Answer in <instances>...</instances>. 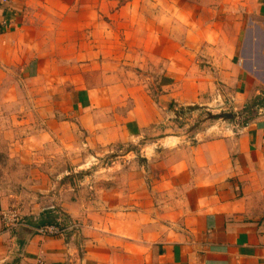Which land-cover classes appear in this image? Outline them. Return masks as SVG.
Returning <instances> with one entry per match:
<instances>
[{"label": "crops", "instance_id": "crops-1", "mask_svg": "<svg viewBox=\"0 0 264 264\" xmlns=\"http://www.w3.org/2000/svg\"><path fill=\"white\" fill-rule=\"evenodd\" d=\"M19 1L0 0V88L8 86L1 93L0 121L7 120L6 112L20 123L46 119L50 140L39 135V148L57 140L65 150L70 136L82 140L86 134L83 144L97 148L136 142L152 128L173 124L172 102L181 108L208 105L205 94L213 99L217 91L213 83H196L190 57L179 45V52L157 59L162 66L158 102L145 87L120 78L91 84L86 64L81 66L84 75L64 78L74 89L53 90L52 104L38 105L25 121L13 115L20 114V107L12 103L15 88L10 84L39 78L43 56L38 38L26 40ZM255 1V21L245 27L239 52L247 66L243 70L264 83V0ZM193 142L182 135L164 141L165 149L174 144L177 149L151 189L129 183L102 190L96 207L86 199L63 201L59 205L66 220L48 211L67 228L63 236L35 232L43 213L31 214L11 230L0 220V264H264V107L243 126L234 121L209 127ZM3 210L0 202L1 215Z\"/></svg>", "mask_w": 264, "mask_h": 264}, {"label": "rangeland", "instance_id": "rangeland-1", "mask_svg": "<svg viewBox=\"0 0 264 264\" xmlns=\"http://www.w3.org/2000/svg\"><path fill=\"white\" fill-rule=\"evenodd\" d=\"M19 6L26 40L38 38L43 56L38 60L43 68L39 78L10 84L15 88L12 103L20 107V114L13 115L25 121L38 105L52 104L53 90L74 89L64 78L84 75L81 66L86 64L91 84L120 78L145 87L158 102L162 66L157 59L179 52V45L190 57L196 83H213L217 89L213 99L205 94L208 105L181 108L172 102L173 124L152 128L136 142L98 148L83 144L86 133L80 135L82 140L70 136L65 150L57 140L39 148V135L47 139L51 131L46 119L20 123L4 113L0 202L2 212H16L21 220L48 211L66 220L59 205L63 201L86 199L96 207L98 198L103 200L102 190L129 183L151 189L177 149L175 144L171 150L162 146L167 138L182 135L194 145L201 131L234 121L243 126L264 107V83L243 70L247 66L239 52L246 26L255 21V0H20ZM223 24L229 25L227 32L221 30ZM220 40L224 44L215 48ZM7 87L0 88V102ZM257 95L262 97L255 103Z\"/></svg>", "mask_w": 264, "mask_h": 264}, {"label": "built area", "instance_id": "built-area-1", "mask_svg": "<svg viewBox=\"0 0 264 264\" xmlns=\"http://www.w3.org/2000/svg\"><path fill=\"white\" fill-rule=\"evenodd\" d=\"M2 225L6 230H11L19 225H21V219L16 212H4L2 213ZM67 231V228L63 226L61 222L55 225H47L35 229V232L42 237L54 238L63 236Z\"/></svg>", "mask_w": 264, "mask_h": 264}, {"label": "trees", "instance_id": "trees-1", "mask_svg": "<svg viewBox=\"0 0 264 264\" xmlns=\"http://www.w3.org/2000/svg\"><path fill=\"white\" fill-rule=\"evenodd\" d=\"M191 108H189L190 110ZM182 114H184V111L182 110ZM58 224L57 217H55L51 212L43 213L39 219L37 220V223L35 224V229H38L40 227H44L47 225H55Z\"/></svg>", "mask_w": 264, "mask_h": 264}]
</instances>
